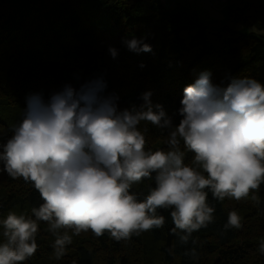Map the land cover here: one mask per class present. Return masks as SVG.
I'll return each instance as SVG.
<instances>
[{
    "label": "clouds",
    "instance_id": "1",
    "mask_svg": "<svg viewBox=\"0 0 264 264\" xmlns=\"http://www.w3.org/2000/svg\"><path fill=\"white\" fill-rule=\"evenodd\" d=\"M123 42L130 51L152 52L142 37ZM109 52L118 55L114 47ZM106 89L100 76L78 89L66 84L47 99L40 92L26 96L22 119L0 144V171L32 183L43 203L32 208V216L10 211L0 221L6 238L0 264H23L36 253L41 221L55 236L58 259L72 243L68 230L127 240L163 227L161 209H171L173 231L183 233L180 240L187 243L214 220L208 191L219 201H240L264 183V83L259 80L231 78L224 86L201 72L183 90L178 125L153 103L151 91L142 93L139 106L121 109L119 95ZM141 122L168 130L167 151L146 148L148 129L141 131ZM186 152L193 153L191 164L185 163ZM143 180L155 186L140 199L132 188ZM241 220L230 211L224 230L240 229ZM259 251L264 254V241Z\"/></svg>",
    "mask_w": 264,
    "mask_h": 264
},
{
    "label": "trees",
    "instance_id": "2",
    "mask_svg": "<svg viewBox=\"0 0 264 264\" xmlns=\"http://www.w3.org/2000/svg\"><path fill=\"white\" fill-rule=\"evenodd\" d=\"M165 0H0V144L23 117L26 96L43 93L45 99L64 85L79 88L102 76L107 93L119 95L121 109L143 103L151 91L153 103L163 106L178 125L183 90L204 71L214 84L226 86L231 78L252 77L264 83V39L229 26H214L186 7L168 9ZM228 19L264 29V0H226ZM144 38L152 52L136 53L125 38ZM117 49L113 58L109 48ZM143 64L144 67H140ZM14 109L12 116L6 109ZM147 145L168 150V130L147 122ZM181 150L183 141H181ZM193 153L186 152L191 164ZM2 168V165H0ZM154 181L133 185L143 199ZM206 191H208L206 189ZM256 196L257 200L252 197ZM43 203L32 183L0 171V221L8 213L32 216ZM214 220L194 231L187 243L180 240L171 209L158 210L164 226L117 241L91 230L73 235L59 259L55 236L39 222L38 249L23 264H264L259 245L264 241V183L246 199L219 201L208 191ZM241 216L240 229L224 230L228 213ZM34 218V217H33ZM63 232V230H61ZM0 224V243L5 241Z\"/></svg>",
    "mask_w": 264,
    "mask_h": 264
},
{
    "label": "rangeland",
    "instance_id": "3",
    "mask_svg": "<svg viewBox=\"0 0 264 264\" xmlns=\"http://www.w3.org/2000/svg\"><path fill=\"white\" fill-rule=\"evenodd\" d=\"M202 1L208 2L214 8H219L220 6L222 7V2H223V0H165L164 5L168 9H172V10H177L180 7H186L192 11H196V10L199 11V3ZM209 9L211 8L206 7L203 12L200 11V15H202L206 21L216 20V21L209 22L211 25L229 26L231 28L238 30L239 32L243 34L252 33L253 35L261 36L264 39V29L248 27V26H245L242 22H238V23L231 22L228 19V8L227 7L225 8V10H223L222 13L220 12V14H217L218 16L215 15L214 13L209 12ZM5 112L7 115L12 116L14 113V109L13 108L6 109Z\"/></svg>",
    "mask_w": 264,
    "mask_h": 264
},
{
    "label": "crops",
    "instance_id": "4",
    "mask_svg": "<svg viewBox=\"0 0 264 264\" xmlns=\"http://www.w3.org/2000/svg\"><path fill=\"white\" fill-rule=\"evenodd\" d=\"M206 7L211 8V9H209V12L214 13L215 15H217V14H220V12L222 13L223 10H225V8L227 7V2H226V0H223L222 7L220 6L219 8L212 7L208 2H204V1L200 2L199 3V11L196 10V12L198 13L199 17L202 18V19H204V18H203L202 15H200V11L203 12ZM213 19H215V18H213Z\"/></svg>",
    "mask_w": 264,
    "mask_h": 264
},
{
    "label": "built area",
    "instance_id": "5",
    "mask_svg": "<svg viewBox=\"0 0 264 264\" xmlns=\"http://www.w3.org/2000/svg\"><path fill=\"white\" fill-rule=\"evenodd\" d=\"M163 1V0H162Z\"/></svg>",
    "mask_w": 264,
    "mask_h": 264
}]
</instances>
